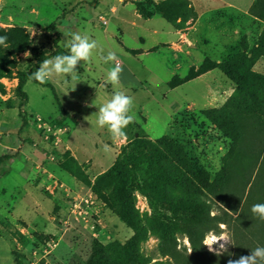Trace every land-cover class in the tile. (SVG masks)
I'll list each match as a JSON object with an SVG mask.
<instances>
[{"label": "rangeland", "instance_id": "1", "mask_svg": "<svg viewBox=\"0 0 264 264\" xmlns=\"http://www.w3.org/2000/svg\"><path fill=\"white\" fill-rule=\"evenodd\" d=\"M93 1L0 0V11H5L0 27H23L34 48L50 51L57 36V44L68 52L64 45L70 33L97 42L90 59L78 63L77 80L53 74L45 83L27 81L23 105L15 93L17 75L33 62L32 47L13 56L3 52L0 156L11 157L0 164V264H102L116 259L133 231L111 206L109 189L93 186L121 148L137 138L163 153L172 202H197L208 215V231L196 248L183 230H169L168 242L161 244L149 221L161 224L170 214L153 212L146 196L136 191L139 251L147 264H227L229 258L264 246V220L251 211L254 204L264 203V90L253 109L216 68L168 86L173 76L183 77L205 58L219 62L237 53L250 56L251 51L259 54L251 69L264 74V0H177L183 2V14L192 8L196 17L181 16L171 23L158 10L166 0L144 6L149 18L134 5L122 6L144 0ZM100 4L107 10L119 6L115 18L103 14ZM25 51L31 56L25 57ZM109 51L117 61L104 62ZM116 63L123 69L121 82L129 70L139 83L128 81L124 88L102 80ZM115 89L133 98L134 121L123 137L96 125L97 106ZM58 104L67 114L59 112ZM209 115L221 122L230 119L240 134L238 143L233 146ZM161 138L172 143L170 152L159 143ZM224 165L228 175L220 189L199 194L191 189L196 182L192 172L213 180ZM13 228L24 237L13 236ZM210 235H228L233 245L217 256L204 245Z\"/></svg>", "mask_w": 264, "mask_h": 264}, {"label": "trees", "instance_id": "2", "mask_svg": "<svg viewBox=\"0 0 264 264\" xmlns=\"http://www.w3.org/2000/svg\"><path fill=\"white\" fill-rule=\"evenodd\" d=\"M93 2H96V0ZM151 3L152 0H144L136 1L134 5L139 14L149 18V14L144 11V6ZM182 5V1L166 0L158 5V10L170 23L181 16L187 19H194L196 13L192 8H189L187 13L183 14ZM49 28L50 30L53 29L52 23ZM0 36L7 37L5 45H0V59H5L6 55L3 52L13 56L32 47L31 37L21 26L0 27ZM58 41L59 38L55 36L52 40V49L50 51L32 47L33 62L27 70L21 71L17 75L15 93L20 99L21 105L28 100L27 93L24 90L25 83L30 80L35 84H41L30 78V73L39 67L40 62L57 54H68L67 51L57 44ZM258 57L259 54L257 52L251 51L250 56L237 53L231 58L219 62L205 58L196 69L191 68L183 77L173 76L168 82V86L175 88L207 70L216 68L235 85L237 94H245L254 109L258 106V92L264 90V74L251 69L254 60ZM47 86L54 93L53 86ZM230 100H232V97L226 101L219 112L224 111L228 107ZM58 109L60 113L67 114V111L59 104ZM209 118L218 126L220 131L232 140L233 146L238 143L240 134L235 131L236 129L234 130V124L230 119L221 122V119L215 120L213 115H209ZM159 143L165 146L169 152L171 151L170 147H173L172 143L166 138H161ZM172 151H174V148ZM175 151L178 155H181L179 150L175 149ZM7 157L11 156L1 155L0 164ZM162 157L163 153L150 141L137 138L130 144L123 146L112 165L96 176L93 188L96 191L103 188L109 189L108 199L111 206L118 214L120 220L133 231L129 239L121 245L119 256L112 261H104L102 264H147L139 251L142 235L134 207V193L136 191L146 196L149 207L153 212L170 214L161 224H156L153 220L149 221L150 229L158 235L161 244L168 242V233L171 229L183 230L187 234L191 247L196 248L201 244L205 233L208 231L204 228L208 215L202 213L201 206L197 202H172L166 186L170 182V177L161 163ZM227 175L228 167L226 165L219 170L213 180H209L207 175L192 172V177H194L196 182L190 187L194 189L196 194H199L202 190L214 192L223 186L227 180ZM11 233L16 237H24L21 232L14 228Z\"/></svg>", "mask_w": 264, "mask_h": 264}, {"label": "clouds", "instance_id": "3", "mask_svg": "<svg viewBox=\"0 0 264 264\" xmlns=\"http://www.w3.org/2000/svg\"><path fill=\"white\" fill-rule=\"evenodd\" d=\"M70 39L65 42L68 54H57L51 58H46L40 62L39 67L32 73L30 78L39 83H45L53 74L70 76L77 80V65L80 61L87 62L97 47V42L87 35L70 33ZM6 36H0V45H5ZM25 57L31 56L30 51L24 52ZM105 63L117 61L115 52L109 51L107 56L102 57ZM123 69L119 63L110 67L105 73V80L112 85L120 83V76ZM97 106V105H96ZM96 125L100 128L107 127L113 137H123L126 135L125 128L134 121L133 98L124 91L115 89L111 98L102 105L97 106ZM86 119V117H85ZM105 151L108 145H104ZM252 213L259 219L264 220V203L254 204ZM209 251L220 256L227 253L232 244L228 235H210L205 244ZM215 245V247H214ZM227 264H264V246H257L251 249L247 255H240L238 258L227 260Z\"/></svg>", "mask_w": 264, "mask_h": 264}, {"label": "crops", "instance_id": "4", "mask_svg": "<svg viewBox=\"0 0 264 264\" xmlns=\"http://www.w3.org/2000/svg\"><path fill=\"white\" fill-rule=\"evenodd\" d=\"M3 1V4H4V1L5 0H2ZM40 1V0H39ZM127 4H130L131 5V7L134 5V3H131V2H128V3H126V4H124V5H122V6H127ZM100 6H101V4L98 6L99 8H100ZM121 6V5H120ZM135 6V5H134ZM119 7V6H118ZM118 7L116 6V7H109V10H107V5H105V6H102V8H100L101 9V12L103 13V14H111V17L112 18H115V16L113 15V14H115L116 13V11L118 10ZM5 13V11L4 10H1L0 11V18H2V16H3V14ZM96 14V13H95ZM116 19H119L118 17H116ZM138 19V18H137ZM119 20H121V19H119ZM1 24H4L3 22L1 23ZM62 41V40H61ZM141 54H145V52H142V53H140L139 55H141ZM126 72V74H127V77H126V79L124 78L123 80L125 81V82H121L120 81V85L122 86V87H124V88H126V86L124 85V83H126V82H128V81H130L131 83H133V84H137V83H139L138 82V79H137V77H134V76H132L131 75V73H130V71L129 70H126L125 71ZM122 76H120V78H121ZM122 79V78H121ZM102 80H105V78H102ZM28 81H30V80H28ZM26 84V83H25ZM25 86V85H24Z\"/></svg>", "mask_w": 264, "mask_h": 264}]
</instances>
